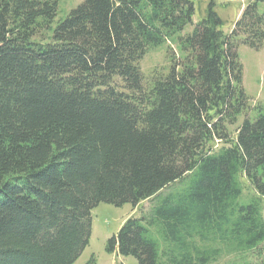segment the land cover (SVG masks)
<instances>
[{
  "label": "trees",
  "instance_id": "16d2710c",
  "mask_svg": "<svg viewBox=\"0 0 264 264\" xmlns=\"http://www.w3.org/2000/svg\"><path fill=\"white\" fill-rule=\"evenodd\" d=\"M57 1L0 0V264H73L93 207L152 197L107 252L253 264L254 251L264 262V112L244 113L237 54L263 46L264 0L228 33L211 0L178 35L182 56L148 82L139 61L191 23L193 0H83L53 26Z\"/></svg>",
  "mask_w": 264,
  "mask_h": 264
},
{
  "label": "rangeland",
  "instance_id": "374dc122",
  "mask_svg": "<svg viewBox=\"0 0 264 264\" xmlns=\"http://www.w3.org/2000/svg\"><path fill=\"white\" fill-rule=\"evenodd\" d=\"M83 0H58L57 15L53 26L57 21L63 19L71 9L75 8ZM249 0H213V8L219 17L223 20V31L228 33L232 27V23L236 21L245 5ZM194 13L191 23H188L181 33L175 34L169 40L163 41L159 45L149 48L141 60L139 67L145 81H150L153 76L166 73L172 62L171 55L175 57L182 56V51L178 43V35L189 33L194 24L204 16L205 10L211 3V0H193ZM257 10L264 14V1H257ZM239 61L242 64V86L247 98L248 109L244 112L253 118L259 108L264 112V44L261 48H251L245 44L239 43L237 47ZM244 115L240 113L237 117V124L231 125L229 128L235 130L238 124L242 122ZM222 144L216 143L218 148ZM185 181H177L164 188L160 193L166 194L174 190ZM243 182V194L248 189V184ZM157 197L141 200L135 205L124 203L116 206L111 203L100 202L91 209V234L87 246L83 249L79 257L73 264H85L91 257L94 264H138L133 256H124L118 253H109L105 250L106 241L115 234L122 224L131 217L139 218L147 216L152 206L155 204ZM264 212V209H263ZM153 239L161 244V238L157 233L152 234ZM261 251L264 250L260 246ZM263 248V250H262ZM247 261L253 264H264L257 262L254 251L246 252ZM264 259V255L262 257ZM239 256L234 254H222L214 264H230L238 262Z\"/></svg>",
  "mask_w": 264,
  "mask_h": 264
},
{
  "label": "crops",
  "instance_id": "0c3cea01",
  "mask_svg": "<svg viewBox=\"0 0 264 264\" xmlns=\"http://www.w3.org/2000/svg\"><path fill=\"white\" fill-rule=\"evenodd\" d=\"M231 30V29H230Z\"/></svg>",
  "mask_w": 264,
  "mask_h": 264
}]
</instances>
